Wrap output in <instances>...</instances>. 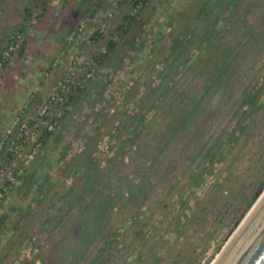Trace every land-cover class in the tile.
I'll use <instances>...</instances> for the list:
<instances>
[{
  "label": "rangeland",
  "instance_id": "rangeland-1",
  "mask_svg": "<svg viewBox=\"0 0 264 264\" xmlns=\"http://www.w3.org/2000/svg\"><path fill=\"white\" fill-rule=\"evenodd\" d=\"M203 2L0 0V264L215 261L264 191V27L176 68Z\"/></svg>",
  "mask_w": 264,
  "mask_h": 264
},
{
  "label": "trees",
  "instance_id": "trees-1",
  "mask_svg": "<svg viewBox=\"0 0 264 264\" xmlns=\"http://www.w3.org/2000/svg\"><path fill=\"white\" fill-rule=\"evenodd\" d=\"M136 5L137 2H135ZM258 27H264V0H204L193 15L183 37L174 42L171 50V64H176V68L181 65L186 72H189L195 66L192 63L186 65L190 51L194 50L197 52L196 54L202 55L204 58L211 55L212 50L217 53L221 51L220 64L208 72L207 78H213V81L220 80L232 65L234 58L237 57L236 53L243 46L252 45L251 43L260 37L261 31L256 30ZM100 32V30L96 31L94 38L100 37ZM114 47L115 44L110 43L107 48L113 50ZM170 73L168 75L166 73V80H169L171 84L177 72ZM166 85H168V81ZM253 93L255 96L259 93L264 94V78L261 82L259 80ZM181 116L182 118L175 124L176 127L185 122L186 117L183 118V114ZM142 119L143 114L140 115V121ZM142 122L140 123L142 124ZM199 175L201 172L196 175L195 179L200 178ZM263 187L264 182L255 192L253 200ZM239 219L240 217L236 221Z\"/></svg>",
  "mask_w": 264,
  "mask_h": 264
},
{
  "label": "bare ground",
  "instance_id": "bare-ground-1",
  "mask_svg": "<svg viewBox=\"0 0 264 264\" xmlns=\"http://www.w3.org/2000/svg\"><path fill=\"white\" fill-rule=\"evenodd\" d=\"M263 215L264 192L257 200V202L253 205L252 210L249 211L243 222L240 224L233 236H231L228 243L224 246L223 250L215 258V261H213L212 264H228L231 261L233 255L236 254L238 249L248 238L250 230L253 231V229L257 226V224H254V222L256 220H261Z\"/></svg>",
  "mask_w": 264,
  "mask_h": 264
},
{
  "label": "water",
  "instance_id": "water-1",
  "mask_svg": "<svg viewBox=\"0 0 264 264\" xmlns=\"http://www.w3.org/2000/svg\"><path fill=\"white\" fill-rule=\"evenodd\" d=\"M259 198L260 197H258L257 200ZM257 200L255 201V203L257 202ZM253 205L251 206L249 211L252 210ZM249 211L246 213L244 218L247 216ZM244 218L240 221L239 226L243 222ZM254 224H257V226L253 229V231L250 230L248 238L244 241L236 254L233 255L231 261L228 264H264V215L261 220H256Z\"/></svg>",
  "mask_w": 264,
  "mask_h": 264
},
{
  "label": "built area",
  "instance_id": "built-area-1",
  "mask_svg": "<svg viewBox=\"0 0 264 264\" xmlns=\"http://www.w3.org/2000/svg\"><path fill=\"white\" fill-rule=\"evenodd\" d=\"M137 7H138V5H137ZM135 11H136V9H135ZM113 12H114V11L112 10L111 12H109V13L107 14V16L110 17V16L113 14ZM103 20H105V19H103ZM83 26H84V24L81 23L80 26H79L78 31H81V29L83 28ZM99 27H100L99 30L102 32L103 29L105 28V22L101 23V25H100ZM0 65H1V63H0ZM73 71H74L73 68H70V69H69L68 73H70V75L67 76V79H65V81H64L66 84L70 82V79H71V76H72V74H73ZM66 84H65V85H66ZM43 111H44V109H43ZM50 127H51V126H50ZM0 197H1V195H0Z\"/></svg>",
  "mask_w": 264,
  "mask_h": 264
},
{
  "label": "crops",
  "instance_id": "crops-1",
  "mask_svg": "<svg viewBox=\"0 0 264 264\" xmlns=\"http://www.w3.org/2000/svg\"><path fill=\"white\" fill-rule=\"evenodd\" d=\"M10 1H11V0H6L7 4H8ZM4 16H5V12H4L3 18H4ZM102 17H103V16H102ZM102 17H101V18H102ZM103 18L105 19V17H103ZM2 23H3V22H2ZM2 23H0V28L3 27V24H2Z\"/></svg>",
  "mask_w": 264,
  "mask_h": 264
}]
</instances>
